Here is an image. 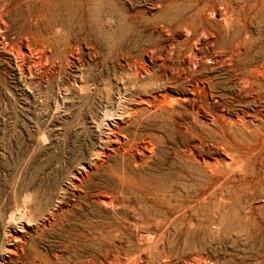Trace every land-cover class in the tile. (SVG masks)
I'll list each match as a JSON object with an SVG mask.
<instances>
[{
	"label": "bare ground",
	"instance_id": "bare-ground-1",
	"mask_svg": "<svg viewBox=\"0 0 264 264\" xmlns=\"http://www.w3.org/2000/svg\"><path fill=\"white\" fill-rule=\"evenodd\" d=\"M133 1L0 0V54L96 129L44 210L1 216L2 264H218L159 237H264V0Z\"/></svg>",
	"mask_w": 264,
	"mask_h": 264
},
{
	"label": "rangeland",
	"instance_id": "rangeland-1",
	"mask_svg": "<svg viewBox=\"0 0 264 264\" xmlns=\"http://www.w3.org/2000/svg\"><path fill=\"white\" fill-rule=\"evenodd\" d=\"M156 1L134 0L129 9L150 15L156 12L152 9ZM4 56L0 54V218L15 208L25 194L35 197V204L44 210L49 198L61 194L60 188L68 185L70 171L78 168L76 157L89 155L96 130L90 114L83 124L66 108L77 100L75 93L65 92L63 81L56 78L50 83L38 77L30 80L14 60L10 63ZM64 82L74 85L72 76ZM68 198L72 200L73 195L70 193ZM3 232L1 218L0 244ZM241 236L189 240L175 237L169 241L159 237V246L164 245L166 251L161 257L171 256L169 261L175 263L178 255L205 247L218 264H264L262 234ZM39 245L42 251L62 252L58 237L48 236Z\"/></svg>",
	"mask_w": 264,
	"mask_h": 264
}]
</instances>
